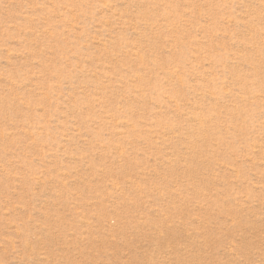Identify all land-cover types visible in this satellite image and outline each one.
<instances>
[{
	"label": "rangeland",
	"instance_id": "rangeland-1",
	"mask_svg": "<svg viewBox=\"0 0 264 264\" xmlns=\"http://www.w3.org/2000/svg\"><path fill=\"white\" fill-rule=\"evenodd\" d=\"M0 264H264V0H0Z\"/></svg>",
	"mask_w": 264,
	"mask_h": 264
}]
</instances>
